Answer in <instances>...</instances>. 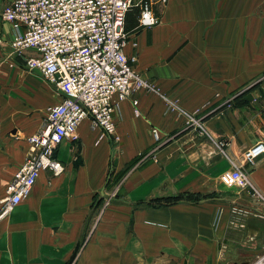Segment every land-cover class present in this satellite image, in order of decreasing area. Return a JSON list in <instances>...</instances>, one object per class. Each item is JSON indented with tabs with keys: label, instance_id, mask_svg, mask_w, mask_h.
<instances>
[{
	"label": "crops",
	"instance_id": "obj_1",
	"mask_svg": "<svg viewBox=\"0 0 264 264\" xmlns=\"http://www.w3.org/2000/svg\"><path fill=\"white\" fill-rule=\"evenodd\" d=\"M139 1L126 11L124 52L156 89L119 101L117 138L87 117L58 144L63 171L41 170L0 218V264H264V200L219 179L238 163L264 196V153L243 159L264 140V0H151V25H140ZM13 34L0 15V208L42 125L36 109L54 103L14 87Z\"/></svg>",
	"mask_w": 264,
	"mask_h": 264
},
{
	"label": "built area",
	"instance_id": "obj_2",
	"mask_svg": "<svg viewBox=\"0 0 264 264\" xmlns=\"http://www.w3.org/2000/svg\"><path fill=\"white\" fill-rule=\"evenodd\" d=\"M135 3V0H9L2 8L1 18L14 29L10 52L18 54L26 68L37 70L61 98L46 107L40 128L26 136L28 153L5 185L0 218L28 196L41 170L53 174L63 171L64 163L54 151L63 139L77 138V126L84 118H90L101 128V136L117 138L113 111L119 101L140 87L156 89L134 69L135 56L124 52L127 42L124 19ZM137 4L140 25L158 21L151 0H140ZM144 12L150 15L143 17ZM132 102L136 104L137 99ZM134 112H139L137 107ZM186 122L206 132L194 114H188ZM151 132L160 140L157 127L152 126ZM225 144L227 141H217L220 148ZM263 153L264 140H258L243 152L244 162L253 165ZM219 179L225 185L250 188L264 200L248 171L238 163L221 172Z\"/></svg>",
	"mask_w": 264,
	"mask_h": 264
},
{
	"label": "rangeland",
	"instance_id": "obj_3",
	"mask_svg": "<svg viewBox=\"0 0 264 264\" xmlns=\"http://www.w3.org/2000/svg\"><path fill=\"white\" fill-rule=\"evenodd\" d=\"M11 48L9 49L8 53H4V58H6V61H11L12 58H20V56L16 53H13V52H10ZM11 57V58H10ZM17 58V59H18ZM21 60V63H17L15 60V68L17 69L16 72L17 74L14 75L15 77V83L13 84L15 88H18L19 85H20V89L22 90V92H28L29 93V90H30V100H33L35 99V96L32 95V91H33V88L36 87V92H37V95L36 97L38 98L42 96H47L49 98H52V102H55L58 100L59 98V95H58V92L54 89V87L51 86V84H49L42 76L41 74L37 71V70H29L28 68L25 67V64L23 62V60L20 58ZM13 61V62H14ZM11 64H14V63H11ZM36 73V74H35ZM27 75H33L35 76V78L37 79V82L34 83V85H30V83H27L26 80H25V77ZM39 82V83H38ZM47 106H45L43 109H39L37 108L36 109V114L38 115H42V113L46 110ZM33 112V111H31Z\"/></svg>",
	"mask_w": 264,
	"mask_h": 264
},
{
	"label": "clouds",
	"instance_id": "obj_4",
	"mask_svg": "<svg viewBox=\"0 0 264 264\" xmlns=\"http://www.w3.org/2000/svg\"><path fill=\"white\" fill-rule=\"evenodd\" d=\"M150 14L149 13H147V12H144V13H142V16L143 17H147V16H149ZM144 22V20H141V23H143Z\"/></svg>",
	"mask_w": 264,
	"mask_h": 264
},
{
	"label": "water",
	"instance_id": "obj_5",
	"mask_svg": "<svg viewBox=\"0 0 264 264\" xmlns=\"http://www.w3.org/2000/svg\"><path fill=\"white\" fill-rule=\"evenodd\" d=\"M248 261H244L242 264H247Z\"/></svg>",
	"mask_w": 264,
	"mask_h": 264
}]
</instances>
